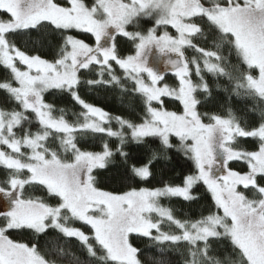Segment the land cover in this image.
I'll return each mask as SVG.
<instances>
[{
  "label": "snow or ice",
  "instance_id": "snow-or-ice-1",
  "mask_svg": "<svg viewBox=\"0 0 264 264\" xmlns=\"http://www.w3.org/2000/svg\"><path fill=\"white\" fill-rule=\"evenodd\" d=\"M0 68V264H264V0H0ZM173 151L187 173L141 187ZM113 169L128 190L99 186Z\"/></svg>",
  "mask_w": 264,
  "mask_h": 264
},
{
  "label": "trees",
  "instance_id": "trees-1",
  "mask_svg": "<svg viewBox=\"0 0 264 264\" xmlns=\"http://www.w3.org/2000/svg\"><path fill=\"white\" fill-rule=\"evenodd\" d=\"M60 2H63V0H60ZM152 23H153L152 21H148L147 23H145L143 20L141 21V24L145 30L147 29V27H151ZM129 30H133V29L130 27ZM72 34L77 35L78 38L85 39L86 42H91L88 39L87 34L76 33L74 31ZM34 38H35V34H33V39ZM119 39L121 41V47L125 49L124 54L125 55L129 54V50L132 48L131 43L130 42L125 43L123 37H120ZM18 46L21 47L22 49H24L25 47H27L28 49H32L34 47V45L28 39L27 36H23L20 38ZM44 51L47 52L48 49L45 48ZM32 54H38V53L33 52ZM46 58H51V56H48ZM233 62H235V57H233ZM6 76H7L6 70H4L3 68H0V81L4 80ZM174 80L175 78L173 76L166 77V81L169 84H173ZM3 95H4L3 93H0V100H2ZM45 95H46V102L52 103L56 107V109L65 108L66 110H71L73 107V104L69 102L70 98H64L60 94L49 95L46 93ZM91 95L93 99L90 102L97 103L99 106H102L106 110L110 111L113 115H122V114L127 115L129 112V109L125 105H122L120 103V98L118 94L104 93L103 91H101L99 93H92ZM177 106L178 105H174L171 103L168 104V107L170 110H176ZM234 106L237 108L241 107V105L238 102L235 103ZM77 110H78V106H77ZM201 110L203 111V109ZM212 110L221 111L219 106L213 108ZM32 130L35 131L36 128H33ZM149 139L151 140L152 138H149ZM96 143L99 144L101 142L97 141ZM157 144H158V141H157ZM156 146H157L156 144L150 143L148 145H145L143 148L138 149L134 154L144 156V159L147 160L148 155L151 154V149L155 148ZM243 147H247L251 149L250 144L243 145ZM91 150H99V148H95ZM145 153H147L148 155H145ZM170 155L172 156V159L170 161L161 160L160 163L157 164L156 167L153 169V171L156 174V179L153 180L151 184H146V183L140 184L141 187L159 186L157 182L160 180L161 176H163L165 179H170L178 175L181 171H184L185 173H187L188 168L192 166L191 161L187 160L186 157L181 152L173 151L172 153H170ZM234 168L236 170H242V169L246 170V166L239 164V163L234 164ZM97 171L102 173V175L98 176V182H99V186L103 190H109V191L124 190L126 191L128 189L126 187H123V185L131 184V181L124 180L115 169H113L112 171H105V170H97ZM3 178H4L3 170L0 169V179H3ZM205 195L207 194L205 193ZM161 203L164 204L165 206H172L174 204V206L177 208V210L180 213L188 211L187 207H181L180 204L175 203L174 201L170 202L168 200H162ZM205 203L206 201L202 200L200 205H196L193 207V211L198 212L200 209V206ZM10 238L16 241H19V242H27V240L29 239V235H26L23 232H12L10 234ZM134 246H137L142 251H144L145 249L148 248V242L147 241L141 242L139 240H136L134 241ZM154 252H155L154 249L151 251H144V254L141 256V259L145 261V264H149L148 258L154 255Z\"/></svg>",
  "mask_w": 264,
  "mask_h": 264
},
{
  "label": "rangeland",
  "instance_id": "rangeland-1",
  "mask_svg": "<svg viewBox=\"0 0 264 264\" xmlns=\"http://www.w3.org/2000/svg\"><path fill=\"white\" fill-rule=\"evenodd\" d=\"M170 33L174 32L173 29L169 28ZM163 56L157 52H155V50H153L152 53L149 54V60L151 65L160 73L164 74L165 77H170L171 72L170 70L166 67V65L163 62ZM171 85V84H170ZM173 142L174 143H178V141L173 138Z\"/></svg>",
  "mask_w": 264,
  "mask_h": 264
}]
</instances>
